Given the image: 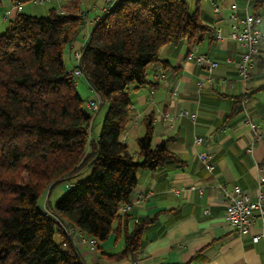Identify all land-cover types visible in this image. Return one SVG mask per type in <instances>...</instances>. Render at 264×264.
I'll return each instance as SVG.
<instances>
[{"label":"trees","instance_id":"obj_1","mask_svg":"<svg viewBox=\"0 0 264 264\" xmlns=\"http://www.w3.org/2000/svg\"><path fill=\"white\" fill-rule=\"evenodd\" d=\"M80 1L50 6L41 16L15 11L0 28V264H85L61 224L96 243L112 233L122 236V250L104 254L109 259L135 254L157 215L141 217L129 229L120 206L137 185L140 168L159 171L179 163L167 139L152 145V112L141 117L143 133L136 150H129L123 135L133 120L130 95L156 86L147 79L150 64L169 66L159 56L161 46L185 41L192 48L213 28L187 0H117L96 20L69 70L63 51L84 24ZM75 69L99 106L107 105L96 138V111L83 108ZM85 167L87 178L69 186L53 207L48 198L41 206L54 184Z\"/></svg>","mask_w":264,"mask_h":264},{"label":"crops","instance_id":"obj_2","mask_svg":"<svg viewBox=\"0 0 264 264\" xmlns=\"http://www.w3.org/2000/svg\"><path fill=\"white\" fill-rule=\"evenodd\" d=\"M116 1H80L79 11L85 16L80 30L84 34L78 47L72 42V54L80 49L106 6ZM187 1L191 8L198 7L203 22L213 28V33L192 48L185 41L177 47H160L159 56L169 66L163 69L159 62L148 66V81L152 82L154 74L164 77L155 80L154 87L144 85L131 92L129 107L133 120L123 135L127 144L142 135L140 119L152 112V145L167 139V149L178 157L179 163L166 164L159 171L140 168L136 173L137 185L128 200V227L132 229L141 217H157L142 235L135 254L109 259L104 254L122 250V236L112 233L105 241L90 246L81 240L87 237L81 238L78 231L74 232L73 243L85 264H264V224L255 217L250 233L238 234L224 221L222 196V187L230 193L238 189L252 199L259 192L264 195V59H253L249 77L243 81L234 69L243 48L227 38L232 3L238 5L240 12L245 8L260 15V28L264 31V0L256 8L257 0ZM66 2L48 1L50 6ZM211 2L216 10L211 8ZM14 4L13 0H0L1 23L15 13ZM21 11L28 13L24 4ZM217 27L222 28L220 41L214 39ZM192 50L217 60L218 67L209 71L186 59V53ZM243 98L248 119L262 133L261 139L253 143L249 139L250 125L243 122L239 102ZM183 110L195 113L194 119L181 114ZM98 133L99 128L91 127L92 138ZM194 137H199L200 142L195 143ZM199 152L210 156V172L199 160ZM254 235H258L256 242L252 240Z\"/></svg>","mask_w":264,"mask_h":264},{"label":"built area","instance_id":"obj_3","mask_svg":"<svg viewBox=\"0 0 264 264\" xmlns=\"http://www.w3.org/2000/svg\"><path fill=\"white\" fill-rule=\"evenodd\" d=\"M50 0H33L32 4L41 5ZM107 3L108 0H105ZM211 8L216 10L214 3L211 2ZM15 11H21L22 4H14ZM230 14L228 16L229 32L227 38L237 42L243 50L239 54V60L235 63L234 69L236 74L243 81L247 80L249 77L248 69L253 64V59L255 57H260L264 59V31L261 30V16L256 13H251L247 9H240L236 3L230 5ZM81 15L84 16L82 13ZM85 17V16H84ZM214 39L220 41L223 39L222 28L217 27L214 31ZM186 59L194 61L197 65L207 69L212 70L218 67L219 63L207 55L199 52L198 50L188 51L186 53ZM73 58L76 62L80 58V50H77L73 54ZM75 77H80L81 72L78 69L73 70ZM163 74L152 75V81L163 79ZM225 82V81H224ZM246 99L241 100V106L243 108V122L249 123L251 129V135L249 137L250 141L260 140L262 137L261 130L258 125L252 123L248 119L247 112L244 109V104ZM100 104V99L96 96L93 99L87 101V107L95 112ZM181 114L194 119L195 113H191L188 110L181 111ZM199 137H194V142H200ZM198 158L204 165L207 171H211L213 168V163L210 156L206 152H199ZM223 204L225 206L224 211V221L229 226L234 228L238 234L246 235L250 233L252 223L255 217H258L262 224H264V195L258 193L254 199H252L247 193L241 192L238 189L234 193H230L225 187H222ZM131 208L129 202L122 203L120 206V212H128ZM203 213L207 214L208 210L204 209ZM61 227L65 230V233L73 237V228L67 225L61 224ZM80 235V234H79ZM81 236V235H80ZM82 238V236H81ZM82 242L90 246L96 245L95 239H81ZM252 240L256 242L258 240V235L252 236Z\"/></svg>","mask_w":264,"mask_h":264},{"label":"rangeland","instance_id":"obj_4","mask_svg":"<svg viewBox=\"0 0 264 264\" xmlns=\"http://www.w3.org/2000/svg\"><path fill=\"white\" fill-rule=\"evenodd\" d=\"M25 5V11L28 12L29 14L32 15H36V16H41L44 15L47 11V9L50 7L49 3L46 2L44 4L41 5H33L31 2H27L24 4ZM27 7V9H26ZM29 7H33V9H29ZM92 16V15H90ZM4 27V24L0 22V28L2 29ZM84 32L83 30H79V32L77 33L73 43L75 47L79 46L80 43V39L83 36ZM74 54V53H73ZM73 54L70 51V48H65L63 51V62L65 64V66L67 67V69L71 70L72 67L75 65L76 60L73 58ZM76 89L77 92L79 94V96L83 99V108L87 111V112H91V110L87 107L86 105V101L95 98V96H93L92 92L88 89L86 80L84 79V77H76ZM106 110H107V105L106 104H102L100 106V109L97 113V116L93 117L92 123L93 126H91L93 128V130H96L97 128L100 129L101 123L103 121V118L106 114ZM128 146H129V150L131 152H133L134 150H136V142L135 140H131L128 142ZM90 174V168L89 167H85L79 174H77L76 176L72 177L70 180H66V181H62L59 183L54 184V186L51 188L49 193H46V195L44 196L43 199L40 200L41 206H43L45 204V199H47L48 201V205L49 207H53L54 203L56 200H58L60 197H62V195L66 192L67 188H69V186L75 184L76 182L80 181V180H84L85 178H87ZM44 207V206H43Z\"/></svg>","mask_w":264,"mask_h":264}]
</instances>
